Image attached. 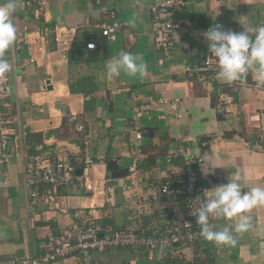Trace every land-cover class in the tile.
<instances>
[{"label": "crops", "instance_id": "crops-1", "mask_svg": "<svg viewBox=\"0 0 264 264\" xmlns=\"http://www.w3.org/2000/svg\"><path fill=\"white\" fill-rule=\"evenodd\" d=\"M44 1L37 17L17 0L12 18L16 40L5 57L12 66L5 98L11 141L6 156L0 150V264L41 253L48 232L86 215L117 232L175 226L184 209L172 195L155 196V191L165 181L177 188L184 185L189 155L199 175L200 198L230 176L238 175L245 190L264 186V86H257L251 73L229 84L218 79V71H212L214 82L212 75L201 79L186 71L211 55L204 37L210 27L241 32L242 22L264 24V0H182L169 14L176 26L168 54L155 45L152 0ZM109 11L122 26L115 39L101 33ZM61 26L76 28L67 50L55 40ZM89 42L95 43L93 49L86 47ZM121 51L141 57L147 71L107 79L106 62ZM224 94L231 101L223 105ZM160 97L177 100L180 116L158 104L140 118L138 138L132 123L136 109ZM86 137L93 164L84 172L81 149ZM180 147L185 153L167 158ZM37 154L65 160L83 177L82 183L44 187L41 197L32 200L24 165ZM107 156L117 161L119 170L129 171L135 164L136 173L111 177ZM49 192L52 201L46 198ZM247 215L250 227L233 232L234 245L203 238L196 245L120 247L79 258L96 264H264V206ZM209 223L216 229L234 228L236 218L210 217Z\"/></svg>", "mask_w": 264, "mask_h": 264}, {"label": "built area", "instance_id": "built-area-1", "mask_svg": "<svg viewBox=\"0 0 264 264\" xmlns=\"http://www.w3.org/2000/svg\"><path fill=\"white\" fill-rule=\"evenodd\" d=\"M44 0H22L25 9L31 11L37 17L44 9ZM182 0H152L151 3V23L152 34L155 40V45L165 54H168L172 47V35L175 29V23L170 18L169 14L172 10L182 5ZM109 21L102 26V35L115 39L121 31L122 26L116 20L115 12L109 11ZM56 42L60 49L67 50L71 44L72 37L76 33L75 27H60L57 32ZM60 35V38H59ZM88 49L95 47L94 42L86 44ZM188 73H193L201 79H206L207 76H213L212 71H218L217 63L212 55L206 56L199 64L187 67ZM10 83L8 73L0 74V150L3 156H6L8 146L11 141V131L8 126V118L5 110V98L9 93ZM229 95H222L221 103H230ZM163 105L169 108L174 115L180 116V105L175 99L156 98L150 102L143 104L136 109L132 117L133 127L137 132V137L141 138L139 121L144 115L155 110L157 105ZM82 124L77 125L78 130H83ZM264 142V140H263ZM81 149L82 162L84 172H87L93 164V158L89 148V138L83 140ZM185 151L184 147L176 149L174 152L167 155L168 159L181 155ZM130 173H136V165L130 167ZM24 180L28 188L29 195L32 200H38L41 197V192L44 187L56 189L60 186L74 184V182L82 183L83 177L72 172V168L65 160H52L50 157L43 154L32 156L25 162L24 165ZM183 188H177L169 181L162 183L156 193L165 195H173L176 193H185L188 198L183 210V216L177 225L167 228L165 231L157 235H138L132 231L117 232L110 228H102L96 222L92 215H86L81 220L67 224L57 231H50L46 235V240L43 243V251L39 254L14 258L9 260V264H41L55 260L72 259L67 264H96L87 258L80 259L79 255L87 254L94 250L114 249V248H134L153 250L171 244H192L201 238L200 226L196 223L195 216L191 215V208H196L199 205V200L194 198V194L198 190L199 175L192 165V159L189 155L188 161L183 172ZM53 190V191H54ZM54 194L48 193L46 198L53 200ZM193 225L198 228L194 229ZM101 234V235H100Z\"/></svg>", "mask_w": 264, "mask_h": 264}, {"label": "clouds", "instance_id": "clouds-1", "mask_svg": "<svg viewBox=\"0 0 264 264\" xmlns=\"http://www.w3.org/2000/svg\"><path fill=\"white\" fill-rule=\"evenodd\" d=\"M17 7V0H0V74L9 72L12 67L5 57L16 40L17 29L12 18ZM242 24L244 30L241 32L224 30L217 24L204 33L208 49L217 63V77L231 84L251 73L257 86H264V24L254 27ZM105 68L107 79L119 77L121 73L136 76L147 71L141 57L123 51L107 61ZM257 206H264V186H251L245 190L237 175L230 176L225 184L205 190L199 205L191 208V215L195 216L200 235L205 240L218 245H234L233 232H244L250 227L251 217L247 213ZM210 217L236 218V223L234 228L216 229L209 223Z\"/></svg>", "mask_w": 264, "mask_h": 264}, {"label": "trees", "instance_id": "trees-1", "mask_svg": "<svg viewBox=\"0 0 264 264\" xmlns=\"http://www.w3.org/2000/svg\"><path fill=\"white\" fill-rule=\"evenodd\" d=\"M213 78V82L216 81L214 80V75L212 76ZM86 81V79H83L82 82ZM214 86L216 87V84H214ZM73 90H75L73 88ZM90 91H86L85 94L86 95H89ZM105 163H106V168H107V171L110 172V176L113 177V178H119V177H122V176H126L129 171L128 170H119L118 169V166H117V161L115 159H112L110 156H107V158L105 159ZM110 183V182H108ZM61 187V186H60ZM184 185L180 186L179 188H183ZM176 205L181 208V209H184L185 207V204H186V201H187V198L188 196L185 194V193H177V194H174L172 195ZM194 198L197 199V200H201L200 198V193L198 191H196V193L194 194ZM173 219V216L170 217V219ZM171 219L170 223L172 224L173 223V220ZM179 221L176 222V225L178 224ZM193 228L196 229L198 228L197 225H193ZM161 232L163 231H144V232H141L139 233L138 235H157V234H160ZM203 239V237H201L198 241H196L195 243H193L194 245L198 244L199 241H201ZM130 248V247H129ZM131 249H134V248H131ZM143 249H146L148 250L147 248H143ZM196 264V262L194 263Z\"/></svg>", "mask_w": 264, "mask_h": 264}, {"label": "water", "instance_id": "water-1", "mask_svg": "<svg viewBox=\"0 0 264 264\" xmlns=\"http://www.w3.org/2000/svg\"><path fill=\"white\" fill-rule=\"evenodd\" d=\"M101 235V234H100Z\"/></svg>", "mask_w": 264, "mask_h": 264}]
</instances>
